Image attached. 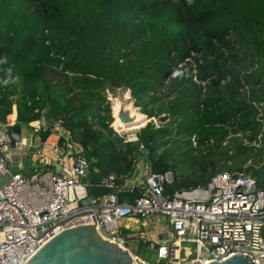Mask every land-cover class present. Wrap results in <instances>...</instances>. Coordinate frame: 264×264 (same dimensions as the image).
<instances>
[{"label": "trees", "instance_id": "obj_1", "mask_svg": "<svg viewBox=\"0 0 264 264\" xmlns=\"http://www.w3.org/2000/svg\"><path fill=\"white\" fill-rule=\"evenodd\" d=\"M110 87L169 119L125 140ZM46 109L69 132L59 146L89 158V194L109 191L102 180L115 169L120 200L134 201L141 157L174 171L168 191L221 169L264 188V0H0V121L12 131L16 110L36 128ZM52 127L36 132L46 140Z\"/></svg>", "mask_w": 264, "mask_h": 264}, {"label": "built area", "instance_id": "obj_2", "mask_svg": "<svg viewBox=\"0 0 264 264\" xmlns=\"http://www.w3.org/2000/svg\"><path fill=\"white\" fill-rule=\"evenodd\" d=\"M60 121L56 127L68 140ZM115 130L125 140L137 139ZM18 136L0 125V264H24L62 230L86 223L129 251L132 264H208L238 252L264 264V188L251 174L221 169L204 185L168 191L174 171H154L143 160L128 181L140 195L121 201L115 169L102 180L109 191L88 193L89 180L82 177L90 160L69 144L64 151L70 153L69 165L13 170L9 152ZM137 217L143 228L132 230L128 222ZM142 245L151 249L149 259Z\"/></svg>", "mask_w": 264, "mask_h": 264}, {"label": "water", "instance_id": "obj_3", "mask_svg": "<svg viewBox=\"0 0 264 264\" xmlns=\"http://www.w3.org/2000/svg\"><path fill=\"white\" fill-rule=\"evenodd\" d=\"M13 100L16 96H12ZM120 119L122 122L132 120V116L121 111ZM147 116V115H146ZM59 115H52L49 109L43 113V118L47 126H53ZM170 117L168 112L160 113L156 120L160 123L166 122ZM153 117L147 116V122ZM27 124H14L13 131L18 135L22 127ZM43 144L30 145L26 152V165L23 172L26 173L31 165L33 155L41 150ZM148 151V148H144ZM89 180V175L82 177L83 182ZM88 198L82 202L88 203ZM141 254L148 259L151 249H146L145 245L141 246ZM24 264H132V257L129 251L123 249L118 243L104 238L98 231L94 223L79 224L68 227L51 239H49L27 262ZM208 264H258L250 255L241 252L235 253L223 260H213Z\"/></svg>", "mask_w": 264, "mask_h": 264}, {"label": "crops", "instance_id": "obj_4", "mask_svg": "<svg viewBox=\"0 0 264 264\" xmlns=\"http://www.w3.org/2000/svg\"><path fill=\"white\" fill-rule=\"evenodd\" d=\"M8 121L11 124H22L16 122V110L12 114L8 116ZM9 123H4L0 121V125H8ZM31 124H35L36 128H32L27 124V127H22L21 133L18 136V139L13 141L10 147V162L13 170L22 171L26 165L25 156L28 151V147L30 145H38L40 143L43 144L41 150L36 152L33 155L31 165L27 172L34 170L39 167H54L60 168L65 165H69L71 163L70 153H65L64 150L59 146V136L60 132L57 129V124L55 123L52 127V133L46 140H43L41 135L36 132L38 128L41 126L47 127L45 125V121L43 115L39 122H33ZM13 131V128H12ZM64 134V132L61 130ZM14 132V131H13ZM143 158V157H141ZM129 180V179H128ZM129 183V182H128Z\"/></svg>", "mask_w": 264, "mask_h": 264}, {"label": "bare ground", "instance_id": "obj_5", "mask_svg": "<svg viewBox=\"0 0 264 264\" xmlns=\"http://www.w3.org/2000/svg\"><path fill=\"white\" fill-rule=\"evenodd\" d=\"M126 102H123L117 96L113 98V114L115 116L113 125L117 129H127V128H136L143 124L145 119L147 120V116L138 110V107L131 101V96L129 90L125 92L124 96ZM126 109L128 113L132 116V120L128 122H122L120 119V112Z\"/></svg>", "mask_w": 264, "mask_h": 264}, {"label": "rangeland", "instance_id": "obj_6", "mask_svg": "<svg viewBox=\"0 0 264 264\" xmlns=\"http://www.w3.org/2000/svg\"><path fill=\"white\" fill-rule=\"evenodd\" d=\"M127 90H129V92H130V96H131V101H132V103L134 104V99H133V97H132V95H131V91H130V89H128V88H125V87H110V88H108L107 89V95H108V98L110 99V101H111V107H112V105H113V98L114 97H118V98H120V100L121 101H123V102H126V100H125V98H124V96H125V92L127 91ZM138 107V106H137ZM138 110H140V108L138 107ZM123 111H126V112H128L126 109H124ZM112 114H113V107H112ZM145 114V113H144ZM146 115V114H145ZM113 116H114V114H113ZM114 119H115V116H114ZM146 123H147V120L145 119V121L143 122V124L141 125V126H139V127H136V128H127V129H119L120 131H121V133H123L124 135H126L127 137H136L137 136V132L141 129V127H143L144 125H146ZM27 124V123H26ZM112 125H113V122H112ZM27 127V126H26ZM113 127H114V129H116L115 128V126L113 125ZM143 160H146L144 157L142 158V159H140V166H142V161ZM31 172H33V170H31L30 171V173ZM128 224L131 226V229L132 230H141L143 227H142V219L141 218H136L135 220H131V221H129L128 222Z\"/></svg>", "mask_w": 264, "mask_h": 264}]
</instances>
